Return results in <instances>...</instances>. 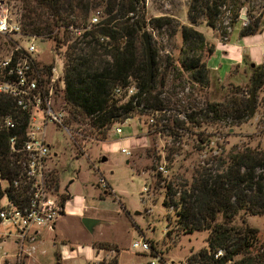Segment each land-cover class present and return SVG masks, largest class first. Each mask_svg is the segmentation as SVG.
Returning a JSON list of instances; mask_svg holds the SVG:
<instances>
[{"label":"rangeland","instance_id":"obj_1","mask_svg":"<svg viewBox=\"0 0 264 264\" xmlns=\"http://www.w3.org/2000/svg\"><path fill=\"white\" fill-rule=\"evenodd\" d=\"M249 1L250 7H256L255 15H262V25L264 0ZM31 2L33 0H0V6H6L13 22L19 23L25 3ZM189 2L142 0L141 14L146 28L141 37L146 33L150 42L152 70L155 63V68L162 73L167 61H173L178 69L177 60L183 45L178 30L173 32L166 27L155 30L152 28L153 20L169 17L164 16L167 12L180 26L182 23L189 25ZM104 11L102 4L91 12V18L97 16L98 21L102 20ZM241 16H246L245 10ZM239 22L245 27L248 18H239ZM223 23L226 26L228 19L225 18ZM196 31L211 40L212 30L204 23L197 26ZM6 41L0 36V54ZM35 45L40 49L56 48L52 41L45 39L36 38ZM59 50L64 52L65 46ZM182 74L183 85L178 86L179 83L175 82L176 98H171V101H178L177 105L172 104L171 110L161 114L136 113L115 126L104 142H99L94 136L84 138L75 125H67L65 133L51 131L53 135L49 145L53 178L60 187L67 188L73 198L71 205L85 206V209L79 216L59 220L60 228L55 232H39L34 241L21 242L14 230L0 227V264H149L153 261L158 264H187L191 257L207 250L208 232L183 234L175 226V213L163 205L165 186L169 183L175 189L180 185L188 186L204 169L222 173L225 169L222 165L228 157L245 149L264 151V85L254 90L252 117L248 115L238 123L221 115L222 120L211 121L213 114L208 113V105L221 106L222 114L235 107L244 110L247 105L248 114L250 80L228 84L210 76L208 86L200 87L189 79L188 74ZM170 81L169 77V85ZM184 111L195 115L198 125L189 124ZM207 113L205 120L202 115ZM151 119L153 124H150ZM174 119L184 122V128L174 129ZM116 127L122 130L121 135L114 133ZM122 149L128 150L130 156L122 154ZM159 168L163 172H159ZM99 174L111 192L96 186ZM82 218L97 221L91 233L82 226ZM217 222H222V219ZM231 225L235 229L248 226L255 231L256 240L249 259L251 264H264V216L240 214ZM138 240L148 243L149 253L131 248V244ZM62 246L69 252L64 257L60 254ZM104 246L112 250H98ZM241 259L239 256L235 261Z\"/></svg>","mask_w":264,"mask_h":264},{"label":"trees","instance_id":"obj_2","mask_svg":"<svg viewBox=\"0 0 264 264\" xmlns=\"http://www.w3.org/2000/svg\"><path fill=\"white\" fill-rule=\"evenodd\" d=\"M102 4L105 17L96 25H90L91 12ZM141 4L142 0H33L25 3L19 20L22 33L52 41L58 49L65 46L66 124L78 126L76 130H81L84 138L94 136L104 142L116 125L136 113L168 112L172 104H178L171 98H176L175 82L183 85L182 73L188 74L194 84L207 87L210 72L205 60L214 48L195 30L196 26L204 23L224 40L245 10L248 24L242 28L240 37L256 35L261 29L262 15H255L256 7H250L249 0H190L189 26H180L171 17L153 20L155 30L164 27L173 32L178 30L183 45L177 60L178 69L173 61H167L161 73L154 63L150 79L141 37L146 28ZM225 18L228 19L226 26ZM69 28L84 31L80 37H74ZM250 73L251 93V89L257 91L264 85V64L250 66ZM129 87L137 90L135 96L124 102L125 93L115 96V90L125 91ZM220 107L208 105V113L213 114L211 121L222 120L221 115L238 123L247 119V105L244 110L235 107L223 114ZM10 112H13L11 101L0 96V116ZM185 112L186 121L198 125L195 115ZM208 113L202 118L207 120ZM183 126L184 122L173 120L174 129ZM8 137L7 133L0 132V176L10 180L14 167L8 156ZM224 165L222 173L206 169L198 172L199 177H194L188 186L180 185L179 189L170 183L165 186L163 205L175 213V226L183 234H209L207 250L191 257L187 264H251L249 252L255 244V231L248 226L235 229L231 224L240 214L264 216V151L245 149L231 154ZM7 193L10 197L15 195L11 189ZM220 218L222 222H217ZM102 249L109 248H98ZM218 252L221 256L216 257ZM239 256L242 259L235 261Z\"/></svg>","mask_w":264,"mask_h":264},{"label":"built area","instance_id":"obj_3","mask_svg":"<svg viewBox=\"0 0 264 264\" xmlns=\"http://www.w3.org/2000/svg\"><path fill=\"white\" fill-rule=\"evenodd\" d=\"M0 8V36L8 40L0 54V96L13 106V112L0 116V132L9 135L8 156L14 167L10 180L0 176V227L14 230L21 242L34 241L39 232H55L59 220L80 215L83 210V206L70 204L73 198L67 188L56 183L50 165L51 131L68 130L63 98L64 56L56 48H38L36 38L24 35L19 23L10 18L8 8ZM97 23V16L89 21L90 25ZM69 30L76 37L84 31ZM114 93L116 97L125 93V101L135 96L137 90L129 87ZM153 122L151 119L150 124ZM114 133L121 135L122 130L116 127ZM121 153L130 156L126 149ZM159 172L163 169L159 168ZM96 186L111 192L100 174ZM8 189L15 194L13 197L8 195ZM131 248L141 253L150 251L143 240L133 242Z\"/></svg>","mask_w":264,"mask_h":264},{"label":"crops","instance_id":"obj_4","mask_svg":"<svg viewBox=\"0 0 264 264\" xmlns=\"http://www.w3.org/2000/svg\"><path fill=\"white\" fill-rule=\"evenodd\" d=\"M166 15L171 17L172 14L166 12L164 16ZM182 25L189 26L184 23ZM243 26V23L238 21L224 40L215 35L214 31H212L211 40H207L201 33L206 43L214 48L212 55L205 60L206 67L210 72V76L215 77L220 83L240 84L247 82L250 80V66L264 64V18L262 19L261 29L256 35L240 37ZM196 28L197 26L195 30ZM84 209L85 206H83L82 212ZM59 228L58 223L56 229ZM60 254L64 257L69 252L62 246Z\"/></svg>","mask_w":264,"mask_h":264},{"label":"water","instance_id":"obj_5","mask_svg":"<svg viewBox=\"0 0 264 264\" xmlns=\"http://www.w3.org/2000/svg\"><path fill=\"white\" fill-rule=\"evenodd\" d=\"M241 19H246V16H240ZM142 40L145 47V54H146V60H147V69L149 72V78L151 79L152 76V61H151V54H150V42L148 40L147 34H142ZM254 99H255V91L254 89H251L250 93V99H249V112L248 115L252 117L254 115ZM102 161H105V158L102 159ZM71 184V183H69ZM82 226L88 231L92 232L93 227L95 224H97L96 220L90 219V218H82L81 219Z\"/></svg>","mask_w":264,"mask_h":264}]
</instances>
